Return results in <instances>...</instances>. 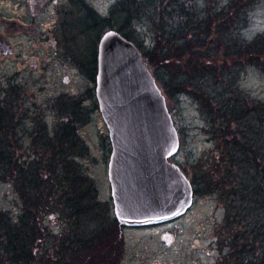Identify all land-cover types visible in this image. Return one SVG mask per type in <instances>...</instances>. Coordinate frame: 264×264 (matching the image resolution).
<instances>
[{"label": "rangeland", "instance_id": "374dc122", "mask_svg": "<svg viewBox=\"0 0 264 264\" xmlns=\"http://www.w3.org/2000/svg\"><path fill=\"white\" fill-rule=\"evenodd\" d=\"M30 1L0 0V34L10 40L15 51L14 55L0 59V99L7 103L18 125L14 132L6 131L11 142L7 146L17 153L20 161L27 163L42 152L39 145L43 135L54 142L61 128H74L79 142L76 165L96 188L97 202L102 206L98 210L100 225L110 226L116 221L108 178L112 145L96 97V77L101 38L124 27L121 14L112 13L124 0H48L41 12ZM170 1L173 0H165V4L168 6ZM174 1L183 4L187 14H192V23L187 25V31H191L188 34L191 56L209 53L216 41L217 26L213 22L217 20L232 26L235 37L241 41L251 42L264 32V0L248 8L243 7L251 4L250 0ZM158 17L159 11L152 18L142 15L132 23L136 28L133 43L144 58L155 48L154 22ZM172 24L168 20L167 25ZM126 29V34H132V29ZM206 36L208 40L203 42ZM194 37L198 41H193ZM165 66L170 71L173 68L168 61ZM222 67L217 66V72ZM238 70L240 92L254 104L253 108L264 104V71L257 67ZM155 71L151 72L156 78ZM157 83L164 93L163 83L158 80ZM164 95L180 137L177 159L196 191V198L193 208L176 222L142 228L120 227L123 259L117 264H225L226 245L219 239L218 230L226 209L219 193L205 187L203 179V172L210 171L216 160L221 163L219 132L217 127L209 125L202 105L191 93ZM17 128L22 129L19 135L15 133ZM23 131L33 133L26 142L21 141ZM35 138L38 140L33 144ZM69 146L72 148V144ZM23 208L13 182L0 179V212L16 220ZM63 223L61 217L54 215L45 220L44 228L51 233L53 242L62 238ZM43 245L41 248L45 249L49 243Z\"/></svg>", "mask_w": 264, "mask_h": 264}, {"label": "trees", "instance_id": "16d2710c", "mask_svg": "<svg viewBox=\"0 0 264 264\" xmlns=\"http://www.w3.org/2000/svg\"><path fill=\"white\" fill-rule=\"evenodd\" d=\"M260 1L250 0L251 4L243 8ZM158 11L155 48L145 54L149 69L156 70V79L163 83L167 96L191 93L202 105L209 125L217 127L222 141L221 163L216 160L210 171L203 172V179L205 187L219 193L226 209L218 230L219 239L226 245L224 263L264 264V104L253 108L254 104L240 92L237 80L239 68L264 71V32L251 42L241 41L232 26L217 20L213 22L217 26L216 41L210 54L196 57L190 55L191 31H187L192 14L186 13L183 4L174 0L168 6L165 0H124L112 13L121 14L125 22L118 32L133 43V21H139L142 15L152 18ZM127 27L132 34L124 32ZM207 40V36L202 39ZM193 41L198 40L194 37ZM167 61L173 67L171 71L165 66ZM219 65L222 71L217 72ZM223 76L227 77L221 79ZM6 105L0 99V138L7 142L0 141V179L13 182L24 208L16 220L0 212V264L120 263V226L116 221L110 226L100 225L98 210L102 206L97 202L96 188L76 165L79 142L75 129L61 128L54 142L43 136L39 145L42 152L23 163L8 147L11 142L6 131L15 130L17 124ZM49 215L61 217L65 225L62 238H54L55 242L44 228ZM45 243L49 245L42 249Z\"/></svg>", "mask_w": 264, "mask_h": 264}, {"label": "water", "instance_id": "95a60500", "mask_svg": "<svg viewBox=\"0 0 264 264\" xmlns=\"http://www.w3.org/2000/svg\"><path fill=\"white\" fill-rule=\"evenodd\" d=\"M96 97L113 147L108 176L119 225L147 227L185 215L194 192L168 163L180 140L166 97L148 61L116 31L99 44Z\"/></svg>", "mask_w": 264, "mask_h": 264}, {"label": "flooded vegetation", "instance_id": "af4514ba", "mask_svg": "<svg viewBox=\"0 0 264 264\" xmlns=\"http://www.w3.org/2000/svg\"><path fill=\"white\" fill-rule=\"evenodd\" d=\"M47 3H48V0H31L30 1V4L31 5H34L35 6V10L37 11V12H41V10L43 9V7L44 6H47ZM30 5V6H31ZM32 7V6H31ZM14 46L12 45V43L10 42V40L8 39V38H6L4 35H1L0 34V59L1 58H4V57H6V58H8V57H10V56H12V55H14ZM5 108L7 109V110H10V108H9V106L7 107V105L5 106ZM9 108V109H8ZM12 115V113L10 114V116ZM18 126V125H17ZM21 130L22 129H19V128H17V131H15V133L16 134H20L21 133ZM10 133H12V132H14V131H9ZM31 135H33V133L31 132L30 134H29V132H27V131H23V135H22V137H21V141L22 142H26V140H27V138L29 137V136H31ZM46 135V134H45ZM44 136V135H43ZM12 137H14V134H13V136ZM35 137V136H34ZM48 137V136H47ZM34 140V141H33ZM32 141H33V144L35 143V141L36 140H38L37 138H35V139H33ZM19 143H21V142H19ZM23 144V143H22ZM36 145V144H35ZM112 155V154H111ZM110 159H111V157H110ZM169 163H171V164H173V165H176L177 167H179L180 169H181V165H180V162L178 161V159H177V156L176 157H174V158H172L170 161H169ZM182 170V169H181ZM194 194H195V198H196V191H195V189H194ZM185 217V216H184ZM183 218V217H182ZM182 218H180V219H182ZM180 219H178V220H180ZM177 220V221H178ZM174 222H176V221H174ZM173 223V222H172Z\"/></svg>", "mask_w": 264, "mask_h": 264}]
</instances>
